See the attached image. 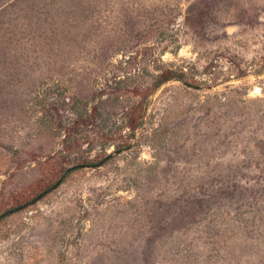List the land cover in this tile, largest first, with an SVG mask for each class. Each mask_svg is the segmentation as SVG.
Instances as JSON below:
<instances>
[{"label": "rangeland", "instance_id": "1", "mask_svg": "<svg viewBox=\"0 0 264 264\" xmlns=\"http://www.w3.org/2000/svg\"><path fill=\"white\" fill-rule=\"evenodd\" d=\"M76 165L0 264H264V0H0V215Z\"/></svg>", "mask_w": 264, "mask_h": 264}, {"label": "water", "instance_id": "2", "mask_svg": "<svg viewBox=\"0 0 264 264\" xmlns=\"http://www.w3.org/2000/svg\"><path fill=\"white\" fill-rule=\"evenodd\" d=\"M195 89H197L198 87H193ZM109 156H107L104 160H106ZM85 166H79V165H76V166H72V167H69L68 169L65 170L64 174L58 179V181L56 182V184L54 186H52L50 189H47L46 191L42 192L41 194H39L37 197H35L33 200L19 206V207H16L10 211H7L6 213H3L0 215V219L3 218L4 216H7V215H10V214H13L15 212H18V211H21L27 207H30L32 205H34L35 203H37L40 199H42L44 196L48 195L49 193H51L52 191H54L58 185L60 184L63 176L65 174H67L68 172L72 171V170H75V169H78V168H84Z\"/></svg>", "mask_w": 264, "mask_h": 264}, {"label": "trees", "instance_id": "3", "mask_svg": "<svg viewBox=\"0 0 264 264\" xmlns=\"http://www.w3.org/2000/svg\"><path fill=\"white\" fill-rule=\"evenodd\" d=\"M173 78H175V77H172L171 75H169V76H164V75H162L160 78H159V80H158V82L156 83V85H157V87L158 86H160L161 84H163L164 82H166V81H168V80H171V79H173ZM133 129L135 128V127H132Z\"/></svg>", "mask_w": 264, "mask_h": 264}]
</instances>
